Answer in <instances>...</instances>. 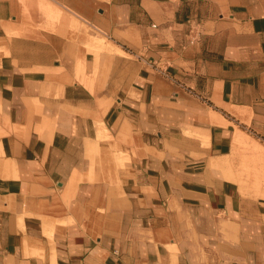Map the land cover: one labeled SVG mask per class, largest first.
I'll list each match as a JSON object with an SVG mask.
<instances>
[{
  "label": "crops",
  "instance_id": "1",
  "mask_svg": "<svg viewBox=\"0 0 264 264\" xmlns=\"http://www.w3.org/2000/svg\"><path fill=\"white\" fill-rule=\"evenodd\" d=\"M0 264H264V0H0Z\"/></svg>",
  "mask_w": 264,
  "mask_h": 264
},
{
  "label": "built area",
  "instance_id": "2",
  "mask_svg": "<svg viewBox=\"0 0 264 264\" xmlns=\"http://www.w3.org/2000/svg\"><path fill=\"white\" fill-rule=\"evenodd\" d=\"M189 41L190 42H194L196 40H198L199 35H200V29L198 28L197 25H191L190 29H189ZM159 73L167 79H172L171 75L166 71V69L164 68H159Z\"/></svg>",
  "mask_w": 264,
  "mask_h": 264
},
{
  "label": "bare ground",
  "instance_id": "3",
  "mask_svg": "<svg viewBox=\"0 0 264 264\" xmlns=\"http://www.w3.org/2000/svg\"><path fill=\"white\" fill-rule=\"evenodd\" d=\"M53 6H54V5H53ZM53 6H52V7H53ZM55 6H56V5H55ZM57 9H58V7H57ZM50 10H51V9H50ZM59 10H60V9H59ZM55 12H56V11H55ZM50 16H51V15H50ZM53 18H54V16H53ZM92 35H93V34H92ZM95 37H97V35L94 36V38H95ZM98 37H99V36H98ZM90 38H91V37H90ZM92 38H93V37H92ZM101 41H102V40H101ZM101 41H100V42H101ZM88 44H89V43H88ZM88 44H87V45H88ZM96 50H97V49H96ZM103 132H104V131H103ZM205 140H206V139H205ZM202 141H203V140H202Z\"/></svg>",
  "mask_w": 264,
  "mask_h": 264
},
{
  "label": "rangeland",
  "instance_id": "4",
  "mask_svg": "<svg viewBox=\"0 0 264 264\" xmlns=\"http://www.w3.org/2000/svg\"><path fill=\"white\" fill-rule=\"evenodd\" d=\"M101 37H102L103 39H105V36L101 35Z\"/></svg>",
  "mask_w": 264,
  "mask_h": 264
}]
</instances>
